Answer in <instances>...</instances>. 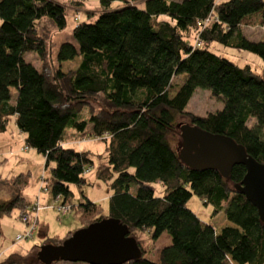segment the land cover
<instances>
[{"label": "trees", "instance_id": "1", "mask_svg": "<svg viewBox=\"0 0 264 264\" xmlns=\"http://www.w3.org/2000/svg\"><path fill=\"white\" fill-rule=\"evenodd\" d=\"M113 1L126 5L112 10ZM98 4L94 20L88 22L87 13L73 27L74 43L59 44L56 63L79 57L74 68L62 71L46 63V43L37 26L46 20L64 28L65 4L0 0V133L11 119L24 144L44 157L50 174L44 178L46 190L70 206L80 227L104 216L97 202L86 197L71 201L70 185L88 183L84 174L93 154L66 145L65 128L104 142L95 177L111 190L105 217L127 225L141 252L120 264H264V223L233 187L244 166L234 164L227 178L212 169L194 170L180 161L172 143L178 126L188 123L231 137L264 163V38L255 41L243 31L244 26H259L264 34V1ZM214 43L257 54L263 60L261 72L210 50ZM28 53L38 56L40 69L26 61ZM196 87L207 89L223 106L204 115L186 110ZM84 109L87 117L80 115ZM28 180L29 172L0 178L10 191L0 201V219L31 204L23 195ZM152 182L162 186L159 194ZM191 194L212 206L210 217L222 213L229 224L216 229L202 222L186 206ZM163 231L169 243L152 260L136 234L155 241ZM70 233L53 236L49 243L59 244ZM0 264H25V257L10 253Z\"/></svg>", "mask_w": 264, "mask_h": 264}, {"label": "rangeland", "instance_id": "2", "mask_svg": "<svg viewBox=\"0 0 264 264\" xmlns=\"http://www.w3.org/2000/svg\"><path fill=\"white\" fill-rule=\"evenodd\" d=\"M65 4L66 16L65 26L62 29H56L46 20L38 23V32L44 38L47 49L46 63L50 66L59 67L62 71H67L74 68L78 63V58L56 63L54 55L59 44L63 41L74 43L72 38V29L78 23L85 19L86 14H90L91 18L88 22L94 20L99 12L98 0H80V6H77L76 0H55ZM264 1V0H263ZM137 7L142 6V1L136 2ZM126 5L123 1H113L110 3V9L119 10ZM243 31L251 39L255 41L264 38L263 29L259 26H244ZM210 50L215 53L232 60L238 65L248 64L250 68L256 72H261L263 60L255 53L243 49H236L229 46L214 43L210 46ZM26 61L31 62L37 69L41 68L42 62L35 53H28L25 55ZM180 83L181 78L176 79ZM173 89L171 90V92ZM12 100L15 98V89H10ZM223 103L216 97L209 95V91L205 88L196 87L189 98L185 109L192 114L204 115L207 112L220 109ZM82 117H87V111L84 109L81 114ZM183 121L182 118L179 119ZM71 133V134H68ZM73 133V134H72ZM66 145L72 146L76 150H88L92 155L93 164L85 172L84 176L88 183L80 187L71 184L70 189L73 193L71 201L77 203L82 201L84 197L90 201L96 200L101 206L102 215H108V197L111 193L110 188L104 182L95 177V169L99 160L104 155V142L97 138H89L86 134L78 135L72 128H65ZM72 136V137H71ZM264 136V130H263ZM5 139L0 143V178L9 177L20 172H29V180L27 186L23 190L24 197L33 202L35 200L38 187L40 185V176L43 174L44 178L50 179L49 168L44 169V157L32 148H27L25 151H19V147L25 145L21 134L18 133L13 121H8ZM69 137V138H68ZM71 137V138H70ZM178 135L172 137V143L178 148ZM102 157V158H100ZM150 185L154 189L155 194L162 191V186L158 182H152ZM9 189L0 181V201L9 196ZM60 198H54L49 189L40 192L39 208L34 211L31 206L27 209L28 214L36 217V225L30 237H24L19 241H14L17 234H21L25 229L24 224L19 219V212L12 211L9 215H4L0 219V259L4 258L10 253H18L25 257V264H44L37 258L38 247L42 241L49 243L53 236L63 237L67 232H72L80 227V221L73 214L72 211L59 213L56 210ZM186 206L194 212L197 217L205 223L210 222L216 229L229 224L222 213H218L210 217L212 206L203 204L202 200L196 195L191 194L186 202ZM137 237L142 238L144 246L146 247V256L152 260H156L159 249L168 244L169 236L167 232L163 231L155 241L148 240L143 233H137ZM3 251V252H1ZM52 264H84L80 261H63L57 260Z\"/></svg>", "mask_w": 264, "mask_h": 264}, {"label": "water", "instance_id": "3", "mask_svg": "<svg viewBox=\"0 0 264 264\" xmlns=\"http://www.w3.org/2000/svg\"><path fill=\"white\" fill-rule=\"evenodd\" d=\"M178 137V157L194 170L212 169L227 178L234 164L243 165L245 173L233 187L255 207L264 223V163L247 154L231 137L195 125H179ZM36 253L44 264L57 260L120 264L141 252L135 238L128 235L127 225L113 217H102L75 229L59 244L40 245Z\"/></svg>", "mask_w": 264, "mask_h": 264}, {"label": "built area", "instance_id": "4", "mask_svg": "<svg viewBox=\"0 0 264 264\" xmlns=\"http://www.w3.org/2000/svg\"><path fill=\"white\" fill-rule=\"evenodd\" d=\"M28 147L26 145H23L20 147V150H26ZM40 185L38 187V190H37V194H36V197H35V200L33 202H31V204L29 206L32 207V209L34 211H36L38 208H39V195H40V192L42 191H45L46 188H45V185H44V175L42 174L40 176ZM26 207L25 211L24 212H21L19 213V219L20 221L24 224L25 226V229L23 230V232L21 234H17L15 236V240L14 241H19L21 240L22 238L24 237H30L33 230L35 229V225H36V217H32L31 215L28 214V207ZM70 209V206L67 205L66 203H63V204H58V206H56V210L57 212L59 213H65L67 211H69Z\"/></svg>", "mask_w": 264, "mask_h": 264}, {"label": "crops", "instance_id": "5", "mask_svg": "<svg viewBox=\"0 0 264 264\" xmlns=\"http://www.w3.org/2000/svg\"><path fill=\"white\" fill-rule=\"evenodd\" d=\"M15 126V125H14ZM17 129V128H16ZM7 131V130H6ZM6 131L5 132H2V133H0V143L6 138L5 137V133H6ZM17 131H18V133L19 134H21V136H22V138H23V134L17 129ZM68 134H71V133H68ZM73 134V133H72ZM72 137V136H71ZM70 137V138H71ZM69 138V137H68ZM21 147V146H20ZM20 147H19V151H25V150H20ZM88 199V198H87ZM92 201H94V202H97L96 200H92ZM210 223V222H209ZM211 224V223H210ZM167 242H169L168 240H167ZM1 252H3V251H1ZM1 254V253H0ZM85 264V263H84Z\"/></svg>", "mask_w": 264, "mask_h": 264}]
</instances>
